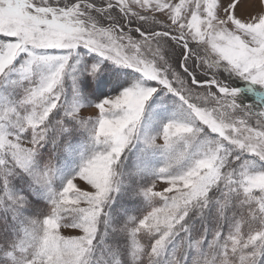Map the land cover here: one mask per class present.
I'll return each instance as SVG.
<instances>
[{
	"label": "snow or ice",
	"instance_id": "snow-or-ice-1",
	"mask_svg": "<svg viewBox=\"0 0 264 264\" xmlns=\"http://www.w3.org/2000/svg\"><path fill=\"white\" fill-rule=\"evenodd\" d=\"M84 50L139 75L88 107ZM0 92V264H100L101 225L115 264H264V0H0Z\"/></svg>",
	"mask_w": 264,
	"mask_h": 264
},
{
	"label": "rangeland",
	"instance_id": "rangeland-1",
	"mask_svg": "<svg viewBox=\"0 0 264 264\" xmlns=\"http://www.w3.org/2000/svg\"><path fill=\"white\" fill-rule=\"evenodd\" d=\"M82 57L83 59L81 61V64L78 66V68L81 69V74L77 78V87L80 93L79 102L88 107H91L93 104L99 103L100 100L104 99L106 96L117 94V92L114 91L111 86H106L107 83H105L103 86L99 85L100 83H102L103 79L105 80V74L108 73L111 75V73L109 72H115L116 74L113 73L112 83L118 80L123 87H127L130 83L134 82L139 75L135 73L134 70L132 69H129L124 66H117L114 63L105 60L100 65V71L97 73L95 79H93L91 76H88L86 73H84L82 69L88 68L92 64L99 63L100 60L98 57L94 58V55L87 53L86 50L82 52ZM110 77L112 78V75ZM13 79L14 76L10 77L7 84L3 85L4 87H7L9 96L19 95L21 91L20 87L17 84L13 83ZM125 81H127V83H123ZM93 84L97 85V92L103 94L98 96H94L90 94L87 91V87ZM71 85H72V81L70 79L66 80V87L69 91V94L71 93ZM235 86L239 88L240 91L245 92L243 93L246 95L244 97L245 99H240L244 104L247 105L258 102L257 95L255 94L254 91L251 92L248 90V86L246 83H244L243 85H235ZM3 96L4 94L0 92V98H3ZM251 96H253L254 99H252ZM69 99H71V95H69ZM178 106H179V102L176 100L175 97L171 96V94L158 93L147 103V107L144 113L143 125H142L143 129L149 135H156L161 131L163 124L167 122V120L171 117V115L174 112H177ZM41 151L44 152L46 150L42 149ZM138 155L139 153L137 149L134 148L129 153L128 159L135 161ZM159 160L160 158L158 156H153L151 157V164L154 166H158ZM79 163H80L79 155H77V157L73 159L71 162L58 161V166L62 169V171L59 172L57 176V184L59 186H62L64 181H66L68 178H70L72 175L75 174ZM144 179L145 181L150 182L149 176H145ZM117 201H120V204L123 205L122 207H118L116 203L113 204V208L118 209V212H124L125 210H128V214L139 215L140 211H142V209L137 210L136 206L130 204H123V201L120 200L119 194L117 195ZM115 216L116 214L110 212V219H109L110 225L115 222ZM104 232H105L104 226L101 225V235H99L97 238L98 244H97L96 256L100 261V264H109V262H111V264H115V260L120 257H114L112 255L110 249L108 248V245L111 243V241L108 239L107 236L104 235Z\"/></svg>",
	"mask_w": 264,
	"mask_h": 264
},
{
	"label": "trees",
	"instance_id": "trees-1",
	"mask_svg": "<svg viewBox=\"0 0 264 264\" xmlns=\"http://www.w3.org/2000/svg\"><path fill=\"white\" fill-rule=\"evenodd\" d=\"M109 73H111V75H112V78L110 77L111 75L110 74H105V80L103 79V81H102V83H100L99 85L100 86H103L105 83H107V85L108 84H110V82H112V80H113V73H115V72H109ZM116 74V73H115ZM123 83H125V82H123ZM245 82H241V81H239V80H233V86L234 87H236L235 85H243ZM243 93H245V92H242L241 91V96H240V99H245L244 97L246 96L245 94H243ZM251 98L252 99H254V97L253 96H251ZM46 150V149H45ZM45 152V151H44Z\"/></svg>",
	"mask_w": 264,
	"mask_h": 264
},
{
	"label": "water",
	"instance_id": "water-1",
	"mask_svg": "<svg viewBox=\"0 0 264 264\" xmlns=\"http://www.w3.org/2000/svg\"><path fill=\"white\" fill-rule=\"evenodd\" d=\"M251 92H253V91H251Z\"/></svg>",
	"mask_w": 264,
	"mask_h": 264
}]
</instances>
